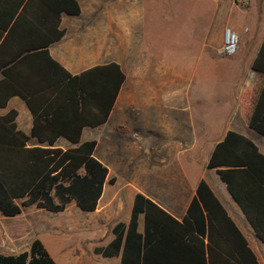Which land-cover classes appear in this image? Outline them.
Wrapping results in <instances>:
<instances>
[{"label":"trees","instance_id":"1","mask_svg":"<svg viewBox=\"0 0 264 264\" xmlns=\"http://www.w3.org/2000/svg\"><path fill=\"white\" fill-rule=\"evenodd\" d=\"M77 0H0V112L13 97L34 116L29 136L15 110L0 114V211L17 217L36 206L62 213L72 205L97 210L109 169L95 156L97 141H82L86 127L107 122L126 75L112 62L81 75L69 73L50 47L66 35L64 15L80 16ZM257 82L241 97L248 127L264 139V42L253 65ZM98 81V83H97ZM99 110L100 118H92ZM39 145L31 146L32 139ZM65 138L73 147L56 144ZM226 184L264 244V154L251 138L229 131L208 162ZM141 216L145 228L139 231ZM114 240L95 255L120 264H260L249 241L211 186L202 180L182 222L145 194L135 196L131 220L112 230ZM0 264H57L44 244L0 254Z\"/></svg>","mask_w":264,"mask_h":264},{"label":"crops","instance_id":"2","mask_svg":"<svg viewBox=\"0 0 264 264\" xmlns=\"http://www.w3.org/2000/svg\"><path fill=\"white\" fill-rule=\"evenodd\" d=\"M77 1L82 13L80 16H63L62 28L66 30V35L60 42L50 47L52 57L74 76L112 62L118 63L126 75V81L107 122L97 127H86L82 134L83 142L97 141L95 156L108 167L109 178L97 210L93 213H85L87 215L84 218L80 216L81 219L74 223V231L83 236L78 237V242L72 249L77 256L78 264L85 254L83 250L89 249L91 253H94L97 247L108 246L115 238L112 232L115 225L119 222L129 223L131 220L135 196L139 191L135 190L134 194H131L133 195L132 207L126 210L121 189L117 187L120 186V179L127 180L128 175L126 174L129 173V169L124 159L120 162L113 161L114 157H119L120 154L131 150L130 142L137 146L141 154L139 157L142 163L141 169L152 170L171 163L178 168L177 170H181V177L190 184L191 192L183 200L175 201L174 199L172 202H167L159 197L150 199L161 206L172 218L182 222L200 182L205 180L247 237L259 263L264 264L263 242L256 236L255 230L229 193L226 184L215 170L208 168V162L215 146L229 131H235L251 138L247 134L248 125L243 117L241 97L257 82L258 76L253 65L264 42V0L203 1L206 12L195 16V31L191 35L192 38L190 37L198 45L200 49L197 51L198 56L203 59L199 71L196 67L170 71L165 66L166 72L179 74L185 80L182 88L183 98L168 99L163 105H159L160 108L164 106L167 108L158 109L157 114L144 115L140 111L144 108L145 102L128 93L133 90L135 77L132 76V71L124 67L123 57L117 56V59L113 55L111 19L81 18L83 12L90 7H93L95 13L96 9H101L106 5L110 7L114 0ZM207 1L213 4L214 15L208 11L209 4L207 7L205 4ZM73 17L79 19H72ZM65 18L71 19L65 20ZM218 18L220 28L213 44L211 43L210 25ZM227 28L235 30L240 35L241 47L228 62L217 65L212 55L223 47ZM141 69L142 67L137 68L136 74H139ZM152 70L151 67H147L146 71L153 73ZM212 71L220 75L213 77ZM136 79L138 82V77ZM12 110L18 113L16 119L18 129L30 136L34 127V116L27 103L19 97H13L8 102L7 108L3 109L0 114L6 115ZM239 114L245 125L241 122ZM100 116L99 110L92 114L95 120ZM174 126L176 128L183 126L181 131H186V133L169 136L173 139L169 143L159 140L162 137L161 133L167 129L171 131ZM248 129L253 131L249 127ZM260 143L256 144L264 154V141ZM30 145L35 146L39 143L33 138ZM56 146L66 150L73 147V144L65 138H60ZM154 154H156L155 157ZM109 156L112 157V161L108 159ZM200 160L201 165L198 163ZM195 168L202 171L194 170ZM195 176L198 179L193 183ZM128 196L130 198V194ZM71 207L79 209L76 204H72ZM69 210L70 208L67 212ZM43 211L47 210L30 206L25 208L20 216L14 218L6 217L0 211V254L18 255L27 252L32 243L38 239L57 264H69L71 257L68 255L70 254L68 249L62 247L57 249L53 247L54 241L50 240L49 243L52 244L54 250L52 252L53 250L39 236L43 225L40 220H37V214ZM32 217L36 219L32 220ZM144 228L145 218L141 216L139 231L143 232ZM104 259L119 260L118 264L121 262L118 257Z\"/></svg>","mask_w":264,"mask_h":264},{"label":"rangeland","instance_id":"3","mask_svg":"<svg viewBox=\"0 0 264 264\" xmlns=\"http://www.w3.org/2000/svg\"><path fill=\"white\" fill-rule=\"evenodd\" d=\"M82 1L80 0V2ZM203 1L206 0H114L111 2L110 7L106 5L101 9H96L95 13L93 7L83 12L81 18L84 19H111L113 23L111 36L113 55L116 58L117 56L123 57L124 67L131 70L132 76L135 77L133 79V90L128 93L145 102L143 104L144 108L140 111L142 115L157 114L158 109L167 108V106L160 108L159 105H163L168 99L178 100L183 98L182 93L184 91L182 88L185 80L179 74L166 72L165 66L170 71L182 70L186 67H196L199 71L203 59L198 56L197 51L200 49L191 39V35L195 31V16L206 12L205 5L202 4ZM207 2L205 4L206 7L209 4L208 11L211 15H214L213 4ZM172 16H175V18H172ZM67 19L71 18H65V20ZM72 19L79 18L73 17ZM210 28L211 43L214 44V39L217 37L220 28V19L218 18L212 22ZM240 47L241 37L239 50ZM212 56H214L213 59L217 65H223L232 58L221 56L218 52ZM140 67L144 70L141 69V72L136 74L137 68ZM147 67H151L153 73H147ZM218 74L212 71L213 77L220 75ZM199 76L198 74L197 77L199 78ZM137 77L138 82H136ZM238 116L240 118L241 115ZM241 122L245 125L244 120L241 119ZM182 129L183 126L180 128L174 126L171 131L167 129L161 133L162 137L159 140L169 143L173 140L169 136L186 133V131H181ZM247 134L257 144L264 141L261 136L250 131L248 127ZM129 147L131 148L129 152L120 154V158L114 157L113 159L115 162L124 159L129 169V173L126 174L128 175L126 176L127 180H119L120 186L123 187H117L121 189L126 210L132 207L133 195L131 196V194H134L135 190L149 198L159 197L167 202H172L174 199L175 201L177 199L183 200L189 196L191 192L190 184L181 177V170H177L178 168L171 163L152 170L141 169L142 163L139 158L141 154L137 146L130 142ZM155 156L156 154H154ZM108 159L112 161L111 156ZM198 163L201 165V160ZM194 170L202 171L197 168ZM197 179V176H195L193 183ZM128 194H130V198ZM69 208L68 212L43 211L37 214V220H40L43 225L42 233L39 236L42 237L51 250H53V247L68 249L67 251L70 253L68 255L71 257L69 264H78L79 261L72 249L77 244L78 237L83 236L81 233L74 231L73 227L74 223L81 219L80 216L84 218L87 214L75 207L70 206ZM35 219V217H32V220ZM50 240L54 241L53 247L49 243ZM83 252L85 254L79 264H118L119 262V260H105L94 255L93 252L91 253L89 249H85Z\"/></svg>","mask_w":264,"mask_h":264},{"label":"built area","instance_id":"4","mask_svg":"<svg viewBox=\"0 0 264 264\" xmlns=\"http://www.w3.org/2000/svg\"><path fill=\"white\" fill-rule=\"evenodd\" d=\"M241 2H244V0H241ZM239 45V34L235 30L227 28L224 34L223 47L218 51V53L224 57H233L238 53Z\"/></svg>","mask_w":264,"mask_h":264}]
</instances>
